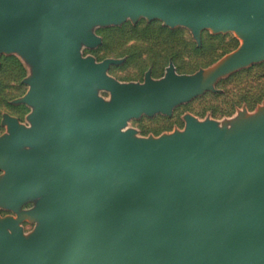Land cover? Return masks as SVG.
I'll return each mask as SVG.
<instances>
[{"label": "water", "instance_id": "obj_1", "mask_svg": "<svg viewBox=\"0 0 264 264\" xmlns=\"http://www.w3.org/2000/svg\"><path fill=\"white\" fill-rule=\"evenodd\" d=\"M235 30L253 46L231 65L264 59V0H0V55L20 47L37 74L28 99L40 109L26 127L7 116L0 137V199L19 210L0 216V264H264V178L238 191L240 169L264 161V115L248 128L198 130L174 139L133 140L120 128L211 87L214 70L124 85L111 60L81 56L78 37L127 14ZM93 85L112 90L97 104ZM32 146L23 147V146ZM133 183L111 200L101 180ZM39 222L29 237L19 221Z\"/></svg>", "mask_w": 264, "mask_h": 264}, {"label": "rangeland", "instance_id": "obj_2", "mask_svg": "<svg viewBox=\"0 0 264 264\" xmlns=\"http://www.w3.org/2000/svg\"><path fill=\"white\" fill-rule=\"evenodd\" d=\"M91 31L94 42L85 37L77 39L81 56L98 63L110 59L106 74L124 85L163 80L170 68L179 75L202 70L218 73L211 87L175 103L170 112L158 109L131 118L120 128L123 137L174 139L186 135L193 125L198 130L209 128L220 134L231 133L248 128L252 121L264 115V59L231 65L229 62L234 55L253 46L248 37L235 30L204 27L197 36L188 24L169 25L161 18L149 19L145 15L134 18L129 13L122 22L97 23L92 25ZM35 74L36 64L28 51L15 47L0 55V137L11 133L5 121L9 115L26 127L34 125L32 116L40 107L28 99L34 86L27 78ZM90 93L97 104L114 100L112 90L107 87L93 85ZM6 172L0 167V175ZM262 178L264 161L246 164L239 171L236 188L247 191ZM101 180L111 200L135 186L133 183L119 186L105 176ZM39 201V196L28 195L22 207L16 210L0 199V216L12 215L18 219L21 210L33 208ZM19 225L22 236L29 237L35 233L39 222L24 219Z\"/></svg>", "mask_w": 264, "mask_h": 264}, {"label": "bare ground", "instance_id": "obj_3", "mask_svg": "<svg viewBox=\"0 0 264 264\" xmlns=\"http://www.w3.org/2000/svg\"><path fill=\"white\" fill-rule=\"evenodd\" d=\"M245 38V37H244Z\"/></svg>", "mask_w": 264, "mask_h": 264}]
</instances>
